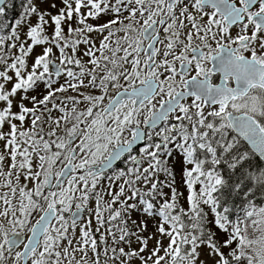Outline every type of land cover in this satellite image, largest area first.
Wrapping results in <instances>:
<instances>
[{
    "label": "rangeland",
    "instance_id": "obj_1",
    "mask_svg": "<svg viewBox=\"0 0 264 264\" xmlns=\"http://www.w3.org/2000/svg\"><path fill=\"white\" fill-rule=\"evenodd\" d=\"M32 1L28 16L0 34V236L18 225L20 212L26 218L58 203L68 206L76 197L90 216L53 245L63 264H264V213L247 211L227 220L212 199L220 179L203 171L204 158L194 163V149L170 130L161 147L141 151L142 159L158 151L163 165L153 159L138 167L139 175L131 178L138 179L137 192L120 177L97 182L88 196L82 175L44 192L47 175L59 165L55 148H65L96 103L84 104V92L103 94V78L117 80L121 88L145 78L147 56L138 52V42L160 12V0ZM163 60L160 47L157 69ZM50 62L62 68L60 77L48 72ZM56 93L67 94L57 99ZM164 97L148 103L135 122ZM187 108L207 112L197 102ZM82 140L69 149L76 151L75 170L106 158L113 148L105 140L89 146ZM201 150L211 163L210 148Z\"/></svg>",
    "mask_w": 264,
    "mask_h": 264
},
{
    "label": "flooded vegetation",
    "instance_id": "obj_2",
    "mask_svg": "<svg viewBox=\"0 0 264 264\" xmlns=\"http://www.w3.org/2000/svg\"><path fill=\"white\" fill-rule=\"evenodd\" d=\"M149 1L159 2L160 12L142 30L138 42L144 53L152 44V55L146 54L145 78L128 88L119 87L117 80L103 78L101 82L106 88L103 94L84 92V104L90 101L96 103L92 104L84 121L68 137L65 148H55L59 165L49 174L51 187L48 193L57 191L68 181L73 182L79 175L87 180L85 191L88 196L95 194L97 182L108 181L109 178L124 177L125 186L135 188L138 179L134 182L131 178L133 174L139 175L138 167L142 163L149 164L151 160L157 159L163 165L158 151L144 159L140 157L141 151L157 143L161 147L169 136V130L171 136L178 134L186 144L189 143L194 153L196 147L214 148L211 153V172H215L213 167L219 164L222 150L230 151L239 141L245 144L233 132L229 118L249 116L264 131V0ZM145 30L149 33L147 40H144ZM160 47L164 60L157 69ZM143 83H147L150 90L154 87V96L150 100L137 104L133 99L108 110L111 101L121 91L131 90ZM158 95L166 97L157 102L155 109L145 119L136 123V115ZM176 95H219L220 98L210 105L198 96L184 98L162 122L149 126L160 106L173 100ZM228 95L237 96L228 99ZM192 102L199 103L202 110L207 112L203 114L191 108L184 109L185 104ZM181 110L184 112L177 117ZM97 118L101 119L100 123ZM138 130L143 135L141 146L130 150L110 170L96 176H92L94 171L89 170L100 165L106 156L81 171L73 170L72 176L60 182L62 168L72 163V159L66 160V154L79 140L83 139L84 146L101 140L113 144V148L128 146L135 141ZM217 148L220 150L219 155L216 154ZM75 153L69 150L70 158ZM89 180L96 181L93 187H90ZM76 202L75 197L68 206L58 203L40 213H27L26 218L20 212L21 219L15 221L18 225L0 236V264H63L53 252V245L68 239L67 229L78 228L90 216L88 206L84 208V203L78 205ZM97 211L111 214L109 209L100 208ZM48 212L53 213V219L41 236L35 239L33 246L34 229ZM95 237L99 242L98 237ZM71 239L77 240L76 237Z\"/></svg>",
    "mask_w": 264,
    "mask_h": 264
},
{
    "label": "trees",
    "instance_id": "obj_3",
    "mask_svg": "<svg viewBox=\"0 0 264 264\" xmlns=\"http://www.w3.org/2000/svg\"><path fill=\"white\" fill-rule=\"evenodd\" d=\"M31 2L32 0L7 1L0 12V34H6L14 23L28 16L27 8ZM210 150L212 153L214 148ZM216 150V154L219 155L220 150L218 148ZM208 157V152L201 150V147L195 148L194 162L197 163L198 159L204 158L205 163L202 167L211 170L213 165ZM213 169L220 179V184L212 193V199L217 211L227 220L240 218L247 211L264 213V163L243 142H237L230 151L222 150L219 164ZM247 219L248 216L243 220L242 226L246 225ZM242 241L243 239L239 243L241 246ZM248 246L251 247L250 244ZM245 257L249 259V256Z\"/></svg>",
    "mask_w": 264,
    "mask_h": 264
},
{
    "label": "water",
    "instance_id": "obj_4",
    "mask_svg": "<svg viewBox=\"0 0 264 264\" xmlns=\"http://www.w3.org/2000/svg\"><path fill=\"white\" fill-rule=\"evenodd\" d=\"M7 0H0V10L5 6ZM149 37L148 31H144V40H147ZM152 44L145 50V54L152 55ZM142 47L139 48V52H142ZM151 60V59H150ZM49 72L53 73L55 76L61 75L60 68L55 63H50L48 65ZM154 94V87L150 88L147 87V83H144L142 86L134 88L129 91H122L120 92L115 99L111 102L108 107V110H112L114 107L120 105L125 100H132L135 99L137 104H141L148 99L152 98ZM190 96H198L204 100V102L208 105L213 104L214 100L220 98L219 95H177L176 98L172 101L166 102L162 105L159 112H157L152 119L151 124H159L164 120V118L179 105L180 101L184 98ZM237 95H228L227 98H235ZM244 96V95H243ZM230 126L233 132L240 137L249 150L260 160L264 163V131L257 125L253 118L242 115L239 117L229 118ZM143 135L142 132L138 130L136 139L127 147H117L111 151V154L102 164L92 167L90 170H93L94 173L92 175H98L100 173L106 172L111 169L124 155H126L131 149L137 147L142 143ZM72 173V166H67L62 173L60 178V182H63L68 176ZM51 184V176L49 175L47 180L46 190L50 189ZM53 219V213L48 212L41 218V221L38 225H36L34 232H33V241L31 244L35 245V239H38L41 236L43 230L49 225L51 220Z\"/></svg>",
    "mask_w": 264,
    "mask_h": 264
},
{
    "label": "bare ground",
    "instance_id": "obj_5",
    "mask_svg": "<svg viewBox=\"0 0 264 264\" xmlns=\"http://www.w3.org/2000/svg\"><path fill=\"white\" fill-rule=\"evenodd\" d=\"M243 157V156H242ZM245 157V156H244Z\"/></svg>",
    "mask_w": 264,
    "mask_h": 264
}]
</instances>
